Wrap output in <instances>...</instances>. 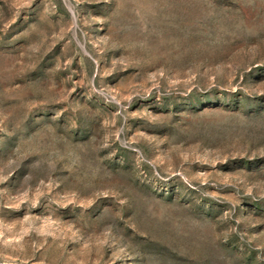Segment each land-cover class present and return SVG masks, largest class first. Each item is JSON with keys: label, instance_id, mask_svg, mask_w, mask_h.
<instances>
[{"label": "rangeland", "instance_id": "obj_1", "mask_svg": "<svg viewBox=\"0 0 264 264\" xmlns=\"http://www.w3.org/2000/svg\"><path fill=\"white\" fill-rule=\"evenodd\" d=\"M0 264H264V0H0Z\"/></svg>", "mask_w": 264, "mask_h": 264}]
</instances>
